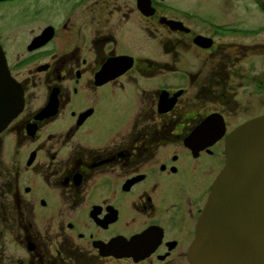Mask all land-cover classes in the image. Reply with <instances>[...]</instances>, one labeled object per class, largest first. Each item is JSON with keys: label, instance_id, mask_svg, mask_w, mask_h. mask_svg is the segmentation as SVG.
<instances>
[{"label": "flooded vegetation", "instance_id": "flooded-vegetation-1", "mask_svg": "<svg viewBox=\"0 0 264 264\" xmlns=\"http://www.w3.org/2000/svg\"><path fill=\"white\" fill-rule=\"evenodd\" d=\"M251 4L264 18V0ZM0 22L23 92L0 132V264H191L225 139L264 114V22L216 23L165 0H0ZM132 26L170 60L119 51L124 35L136 43ZM165 73L172 84L147 88ZM127 89L125 129L81 141L99 102Z\"/></svg>", "mask_w": 264, "mask_h": 264}, {"label": "water", "instance_id": "water-1", "mask_svg": "<svg viewBox=\"0 0 264 264\" xmlns=\"http://www.w3.org/2000/svg\"><path fill=\"white\" fill-rule=\"evenodd\" d=\"M165 94L164 90L162 100ZM22 106L21 86L11 76L0 47V132ZM224 152V166L196 224L189 261L264 264V114L235 128L225 139Z\"/></svg>", "mask_w": 264, "mask_h": 264}, {"label": "rangeland", "instance_id": "rangeland-1", "mask_svg": "<svg viewBox=\"0 0 264 264\" xmlns=\"http://www.w3.org/2000/svg\"><path fill=\"white\" fill-rule=\"evenodd\" d=\"M169 4L176 5L180 8L189 10L204 19H208L216 23H226L233 26L249 27L264 22L263 15L256 11V8L251 4V0H165ZM133 27V26H132ZM134 28V27H133ZM0 30L3 26L0 22ZM135 30V28H134ZM136 43H133V35H124L120 40L117 48L121 52H128L131 54L139 55L144 54L148 59L162 62L169 61L170 59L164 54L160 46V41L153 38L152 35L146 37L142 33L135 30ZM258 70L260 75L264 73V66L261 63V58L257 59ZM264 75V74H263ZM174 75L165 73L163 76L157 77L154 81H148V85H155L160 83L162 85H170L174 81ZM181 78L178 80L180 82ZM133 90L127 89L126 91H116L114 94H109L104 97L100 102V110L97 116L92 119L93 131L90 134L80 132L79 138L81 141L89 143H96L101 139L108 127L113 125L115 129L123 130L126 124L127 109L124 107L126 101L129 104L133 102ZM114 101L116 104L119 102L122 106L117 111H112ZM259 112L264 111V98H260ZM136 109V108H135ZM134 109V112H135ZM120 118H116V113ZM133 113V112H132ZM131 113V114H132ZM116 118V119H113ZM98 139V140H97ZM6 241H9L7 239Z\"/></svg>", "mask_w": 264, "mask_h": 264}]
</instances>
